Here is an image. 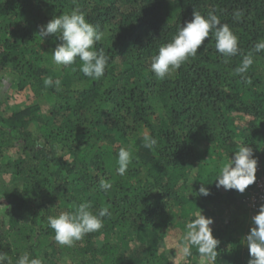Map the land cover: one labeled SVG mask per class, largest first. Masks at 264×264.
<instances>
[{"label": "trees", "instance_id": "trees-1", "mask_svg": "<svg viewBox=\"0 0 264 264\" xmlns=\"http://www.w3.org/2000/svg\"><path fill=\"white\" fill-rule=\"evenodd\" d=\"M73 10L102 33L95 50L109 60L100 79L85 76L79 58L55 65L60 41L39 35ZM194 11L227 24L239 52L222 56L210 33L158 79L153 57ZM262 41L264 0H0V84L30 96H0V252L11 264L25 253L42 264H248L244 238L260 207L251 212L243 197L253 184L240 193L215 180L241 146L264 161V51H254ZM249 53L242 79L235 69ZM146 134L153 148L144 147ZM121 148L132 152L124 176L116 172ZM102 180L112 189L100 190ZM201 183L210 195L195 196ZM81 203L109 209L103 228L57 244L48 218ZM200 211L213 220L216 257L193 247L178 259L169 244Z\"/></svg>", "mask_w": 264, "mask_h": 264}, {"label": "clouds", "instance_id": "clouds-1", "mask_svg": "<svg viewBox=\"0 0 264 264\" xmlns=\"http://www.w3.org/2000/svg\"><path fill=\"white\" fill-rule=\"evenodd\" d=\"M238 18L240 13H235ZM210 33L215 38V48L224 57H232L239 52L238 38L227 24H222L215 14L202 16L193 12V18L181 26L171 42L161 46L158 54L153 57L151 71L158 79L163 80L171 70L178 69L189 57L195 56L197 51L209 38ZM39 35L42 39L55 35L60 43L52 51V60L55 65L69 66L77 58L82 62L80 71L92 79H100L105 73L109 58L103 51L95 50V44L101 40L102 33L98 28L87 22L85 16L78 10L69 14L53 17L46 25L39 26ZM255 52L264 51V41L254 46ZM253 64L252 54L244 57L241 65L235 69V74L244 79V74ZM245 82H247L245 80ZM59 83L58 81L56 82ZM45 86H51L53 80H44ZM144 147L153 148L157 141L146 134L143 137ZM132 162V152L121 148L118 152L116 172L124 176ZM257 159L253 149L241 146L234 156L220 169L215 180L216 187H223L225 191L236 190L243 193L256 181ZM201 183L195 196H208L210 189ZM100 190L108 192L113 184L110 181H100ZM193 190V189H192ZM110 215L108 208H102L98 213L90 210L88 203H81L74 213H61L50 216L48 225L54 231V240L61 246H72L89 233H94L103 228V218ZM212 218L206 217L200 211L195 218L186 224V232L179 243L185 256L192 255L195 247L198 253L207 260H214L217 254L219 241L214 238ZM252 227L244 240L249 251L248 264H264V205H261L258 214L252 217ZM0 264H11L6 254L0 252ZM15 264H42L39 258H30L25 253L20 255Z\"/></svg>", "mask_w": 264, "mask_h": 264}, {"label": "built area", "instance_id": "built-area-1", "mask_svg": "<svg viewBox=\"0 0 264 264\" xmlns=\"http://www.w3.org/2000/svg\"><path fill=\"white\" fill-rule=\"evenodd\" d=\"M243 201L251 212L257 210L264 203V161L257 163L256 181L244 195Z\"/></svg>", "mask_w": 264, "mask_h": 264}, {"label": "rangeland", "instance_id": "rangeland-1", "mask_svg": "<svg viewBox=\"0 0 264 264\" xmlns=\"http://www.w3.org/2000/svg\"><path fill=\"white\" fill-rule=\"evenodd\" d=\"M3 83V84H2ZM11 85L8 83V81H1L0 84V96H3V98L7 97V100L10 101L11 103H26L28 102L29 95L27 92L23 93L22 95L15 94V90L10 88ZM8 176H4V178H7ZM180 241L176 242L175 244H169L171 248H173L175 255L178 259H182L183 253L179 247ZM166 245L168 243H165Z\"/></svg>", "mask_w": 264, "mask_h": 264}]
</instances>
